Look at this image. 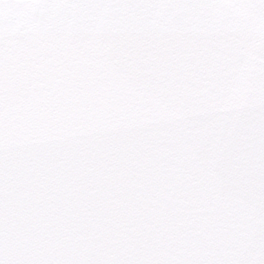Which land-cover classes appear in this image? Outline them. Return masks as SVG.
Here are the masks:
<instances>
[{"label": "snow or ice", "instance_id": "snow-or-ice-1", "mask_svg": "<svg viewBox=\"0 0 264 264\" xmlns=\"http://www.w3.org/2000/svg\"><path fill=\"white\" fill-rule=\"evenodd\" d=\"M0 264H264V0H0Z\"/></svg>", "mask_w": 264, "mask_h": 264}]
</instances>
